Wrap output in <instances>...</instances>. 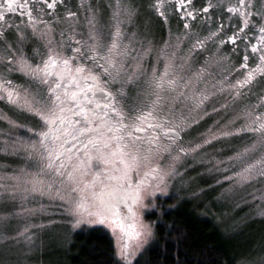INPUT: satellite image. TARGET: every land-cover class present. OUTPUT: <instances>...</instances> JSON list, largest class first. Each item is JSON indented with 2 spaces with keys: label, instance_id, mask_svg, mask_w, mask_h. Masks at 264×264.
Wrapping results in <instances>:
<instances>
[{
  "label": "rangeland",
  "instance_id": "obj_1",
  "mask_svg": "<svg viewBox=\"0 0 264 264\" xmlns=\"http://www.w3.org/2000/svg\"><path fill=\"white\" fill-rule=\"evenodd\" d=\"M189 1L184 4L183 10H179L181 15L176 11V0H74L71 12L76 13V16L61 17L48 31L51 34L54 29L56 35L63 31L68 43H75L76 40H81L82 44L91 43L88 41L91 31L89 20L95 15L103 38L109 44L113 40L118 44L115 37L117 30L120 34L124 32V41L131 39L133 42V55L141 58L139 64L133 60L127 66L130 75L136 74V87L133 89L135 95L123 101L131 103L130 112L138 114L152 111L155 102L153 115L167 124L171 117L173 132L180 134L176 137L170 133L169 137H174V141L162 140L163 146L170 149V152H164L161 148L163 158L151 163L142 159L139 168L135 164L131 166L140 176L142 170L157 163L168 168L173 158H178L175 160V174L163 188L165 194L157 191L154 199L149 197L143 201L148 210L138 212V218L142 215L145 225H151L147 212L163 204L165 199H170L172 203L187 199L194 207L205 205L204 214L216 218L219 216L222 225L229 223V227L234 221L248 223L252 222L253 217L262 220L264 179L257 176L245 183L228 177H235L236 173L247 177L243 169L249 164H256L258 169L257 161L264 156L260 134L241 131L246 125L252 124L250 115L256 118L264 113V63L253 62L251 68L255 71L250 83L243 87L237 84L248 77L241 67L245 61L241 50L248 51L251 42L260 37L259 34L264 35L259 31L264 26V20L260 18V13L264 12V0H244V4L240 0ZM209 4L211 7H208ZM204 8H208L207 13L203 11ZM228 8H232L231 11ZM187 12L195 13L196 16L190 17ZM245 19L249 22L247 28ZM185 24L189 27L185 28ZM42 32L37 27V38L41 39L37 42L30 40L32 44L41 46L45 43L42 34L46 32ZM213 33L216 35L213 36ZM234 34L237 35L235 44L228 40ZM240 35H243V40L239 38ZM69 37L71 40H68ZM24 38L27 39L26 33ZM197 40L203 41V46L198 45ZM53 41L56 44V39ZM78 46L75 43L73 47ZM170 80L174 83L169 84ZM157 83L160 87L156 86ZM157 96L160 97L159 101ZM160 109H163V115ZM34 120L38 125L39 117L27 111L0 112V264H24L36 259L37 254L41 253L50 257L64 235L94 227L86 224L78 228L73 226L75 218L68 212L67 199L25 191L30 187V181L37 184L48 182L43 174L35 175L37 169L34 165L29 166L24 151L25 145L34 142L37 138L35 133L40 130L33 123ZM156 122L157 119H154ZM229 132L233 135H222ZM205 139L211 140V144H204ZM197 144L203 147L196 152L189 151L185 155L179 151L180 148H195ZM245 148L252 151L244 153ZM233 157L235 159H231ZM114 162H118L120 173L126 171L125 165L118 159ZM99 165L100 162L94 160L87 174L79 177V186L86 187L85 195L89 201L94 198L93 193L100 194V188L106 182L100 172L93 173ZM25 171L32 176L24 175ZM253 174L256 175L255 170ZM141 178L138 177V180ZM120 179L121 183L133 180ZM155 190L153 181L149 191ZM75 195L79 198V193ZM235 212L239 216L232 218ZM98 227L110 235L119 258L111 230ZM149 231L152 233V225ZM152 238L153 233L145 236L141 246L128 259L132 261L138 256Z\"/></svg>",
  "mask_w": 264,
  "mask_h": 264
},
{
  "label": "snow or ice",
  "instance_id": "obj_2",
  "mask_svg": "<svg viewBox=\"0 0 264 264\" xmlns=\"http://www.w3.org/2000/svg\"><path fill=\"white\" fill-rule=\"evenodd\" d=\"M56 2L57 0H51V2L42 0L43 5L50 10L55 7ZM176 2L177 9L183 10L187 0H176ZM40 3L41 0H36V4ZM240 3L244 4V0H240ZM117 7L120 5L117 4ZM208 7H211V4ZM17 9L25 11L29 19L34 11H39L35 5L29 4L28 0H24L23 3H17V0H0V23L6 24V17L16 12ZM203 11L207 13L208 8H204ZM187 15L193 16L192 12H187ZM68 16L74 18L76 13L69 11ZM260 18L264 20V12L260 13ZM114 19L118 22L115 15ZM248 24V20L245 19L246 28ZM89 27L91 31L88 41L91 43L82 44L81 40H76L75 43L80 45L78 47H72L71 43L65 41L63 31L60 32L61 40L56 45L53 44L51 38H48V55L47 59H42L43 67L40 64L32 67L23 55L13 56L7 63L0 66V71H16L42 85L45 91L40 94L39 99L27 90L21 98L20 92L14 89L10 80L6 79L0 80V91L7 92V99L10 103L40 118L37 125L40 131L35 133L37 138L34 142H28L24 151L30 162L29 166L34 165L37 169L35 175L43 174L48 182L37 184L30 181V187L25 191L41 196L49 195L50 198L67 199L68 212L75 218L73 226L78 228L86 224L108 228L114 237L117 255L125 264H132L128 258L132 257L135 249L141 246L145 236L152 234L149 231L151 225H145L142 215L138 218V212L148 210V206L144 205L143 201L149 197L154 199L157 191L165 194L163 188L167 186L168 179L175 174V160L178 158H173L168 168H163L157 163L155 167L145 172L135 187L126 190L122 185L105 186V190L99 195L93 193L94 198L91 201L85 195L86 187L79 186V177L87 174L94 160L106 164L110 162L109 157L116 155H119L121 163L125 165V176L132 164L139 168L142 159L151 163L157 158H163L161 148L164 152H170V149L163 146L159 135L150 136L147 133L149 129L168 127L171 132L174 128L171 117L166 125L159 117L154 116L157 123H150L147 128L144 127L145 117L143 115L130 119L126 117L124 105L120 101L126 96V85L133 83L136 79V74L130 75L126 69L130 61L135 60L139 64L141 57L134 56L133 50L118 45L115 40L110 44L106 42L95 15L89 20ZM184 27L188 28L189 25L185 24ZM69 30H72L71 26ZM259 31L264 34V26H261ZM42 35L46 37L47 33ZM119 35V30H117V36ZM212 35L215 36L216 33ZM239 38L243 40L244 37L240 35ZM260 38L264 40V35ZM23 39L24 37H19L18 42L22 43ZM68 40H71V37ZM228 40L235 44L237 35L229 36ZM2 42L3 31L0 29V43ZM203 43L197 40L198 45L203 46ZM260 51L264 53V49ZM102 52L104 55H101ZM252 52H257L254 45ZM244 59L247 60L248 56L245 55ZM259 59L264 61V54ZM257 71H259V66ZM155 79L154 72L153 80ZM160 79L163 80V77ZM251 80L252 73H249L245 80L238 81L237 84L243 87ZM173 83L174 81H169V84ZM117 85H119L118 88ZM156 86L160 87V84L157 83ZM3 98L0 96V99ZM159 99L160 97L157 96V101ZM155 110L154 102L153 110L148 115L153 116ZM159 111L161 115L164 114L163 109ZM249 118L252 124L246 125L241 131L259 133L260 142L264 145V113L256 118L250 115ZM126 119L129 122L125 123ZM18 126L22 127V125ZM137 133H145V135ZM222 135H233V133H222ZM163 139L175 140L174 137L167 135ZM211 142L205 139L203 143L211 144ZM113 144L116 145L115 151H108ZM202 147L203 145L197 144L195 148H180L179 151L187 155L189 151L196 152ZM250 151H252L250 148L244 149V153ZM257 163L259 164L258 169L256 164H249L246 169H243L247 172V177L236 173L235 177H228V179L235 178L245 183L256 179L257 176L264 179V156ZM254 170L256 175L253 174ZM24 175L32 176L27 171ZM153 181L156 190L149 191V188L153 186ZM77 193H79V198L75 195ZM149 203H151L150 200ZM121 204L126 206L127 215L122 216ZM152 207L154 208L155 205ZM255 264H264V256H261Z\"/></svg>",
  "mask_w": 264,
  "mask_h": 264
},
{
  "label": "trees",
  "instance_id": "obj_3",
  "mask_svg": "<svg viewBox=\"0 0 264 264\" xmlns=\"http://www.w3.org/2000/svg\"><path fill=\"white\" fill-rule=\"evenodd\" d=\"M164 201L147 212L153 238L132 264H255L264 256V217L262 220L253 217L248 223L234 221L229 227V223L222 225L219 216L204 214L205 205L194 207L187 199L173 203L170 199ZM234 216L239 215L235 212L232 218ZM24 264L125 262L116 256L110 235L101 227L94 226L64 235L50 257L37 254L36 259Z\"/></svg>",
  "mask_w": 264,
  "mask_h": 264
},
{
  "label": "flooded vegetation",
  "instance_id": "obj_4",
  "mask_svg": "<svg viewBox=\"0 0 264 264\" xmlns=\"http://www.w3.org/2000/svg\"><path fill=\"white\" fill-rule=\"evenodd\" d=\"M23 2L24 0H17V3H23ZM28 2L30 5H35V7L39 9V11H34L31 19H29L25 11H23L22 9H17L16 12L6 17L7 18L6 24L0 23V29H2L3 31V42L0 43V66L7 63L13 56L23 55L26 58L27 63L30 64L32 67H35L37 64H40L41 67H43L42 59H47V55H48V44H47L48 38H51V36L54 35L52 41L56 39L57 41L56 44H58L59 41L61 40L60 35H56L54 33V29H53V33L51 34L49 33L48 31L49 27L51 26L54 27L60 21L61 17L63 18L66 15H68V12L71 11L72 6L74 8V5H73L74 0H57L55 7L51 10L47 9V7L43 5L42 0L40 4H36V0H28ZM49 2H51V0H49ZM189 2L190 1L187 0V2H185L184 4H188ZM232 8H228V9H232ZM176 9H177V6H176ZM176 11L178 14H181V11H179L178 9ZM192 14L193 16H196L195 13H192ZM37 27L40 31L47 33V36L46 37L43 36L42 38L44 39L45 43L41 46H37V43L32 44L30 41V40L32 41L35 40L37 42V40L41 39L39 37L37 38ZM25 33L27 34V39L24 38L22 43L18 42V38L24 37ZM123 33L120 34L119 36H117L116 34L115 36L118 41V44L122 45L124 48L131 49L133 42L131 39L130 40L127 39L126 41H124V39L126 38L123 37L124 36ZM259 35L260 37L262 36L261 34ZM260 37H256L254 41L251 42V46H250L251 48L249 47L248 51L243 50V49L241 50V54L243 58L245 57V55L248 56V59L241 63V67L243 68L244 73H247V75L255 71V69L251 68V65L253 62L256 61L258 63H264V61H261L259 59V57L262 54H264L260 51V49H263L262 46H264V40H261ZM64 39L67 42L66 37H64ZM69 43L72 44V47L75 44L71 41H69ZM53 44H54V41H53ZM253 45L256 46L257 48L256 53L252 52ZM17 49H19V52H17ZM102 55H104V53ZM263 73H261L260 76H262ZM5 79L10 80L12 82L14 89L20 92L21 98L24 97L25 90H27L29 93L35 94L36 98H38V96H40V94H42L45 91L44 87L40 85L39 83H37L35 80H32L29 76L22 75L16 71H11V72L0 71V80H5ZM116 87L118 88L119 85H117ZM135 87L136 86L134 85V82L126 85L125 87L126 96L124 97L123 100H128L129 98H132L135 95L134 90H133ZM0 96L4 97L3 99H0V112L7 113V114L9 112L24 113V110H22L21 107L15 104H12L8 101L7 92L0 91ZM14 99H16V97H14ZM123 100H121L120 103L124 105V113L126 117L130 119L136 116L143 115L145 117V121H144L145 128H147L148 124L150 123L155 124L154 118H153L154 115L153 116L148 115L150 111L148 110L143 111L140 114L135 113V112H130L131 108H129V105H131V103L128 102L127 104ZM262 105L264 106V104ZM127 106L128 108H126ZM262 110H264V107H262ZM162 121L164 124L167 125V123H165V120H162ZM127 122L129 121L126 119L125 123ZM33 123L37 125L35 120L33 121ZM169 132L170 131L168 127H161L156 130L149 129L147 134L150 136L159 135L163 140V137L165 135L170 136ZM137 134L145 135V133H137ZM115 148H116V145L113 144L112 148L109 149L108 151H115ZM116 159H118L121 162L119 155L109 157V160H110L109 163H106V164L100 163L101 165H99L97 169L93 171V173L100 172L102 174L101 178L106 181L103 187L100 188V193L105 189V186L115 187L117 185H122L126 190L131 187H135L136 183L140 180V179L138 180V177H143L146 171H148L150 168L155 167L153 165L148 169L142 170V173L139 174L140 176L137 175L135 168H130L129 172L127 171V176H125L124 173H120L118 162H114L116 161ZM120 178H122V181L126 179L127 180L133 179V180L126 181V182L124 181V183L123 182L121 183ZM129 203H131V201H129ZM120 211H121L122 216L124 215V213H127V208L124 204L120 206Z\"/></svg>",
  "mask_w": 264,
  "mask_h": 264
},
{
  "label": "water",
  "instance_id": "obj_5",
  "mask_svg": "<svg viewBox=\"0 0 264 264\" xmlns=\"http://www.w3.org/2000/svg\"><path fill=\"white\" fill-rule=\"evenodd\" d=\"M169 133H171L172 135H175V136H179V135H180V134L177 133V132H169Z\"/></svg>",
  "mask_w": 264,
  "mask_h": 264
}]
</instances>
